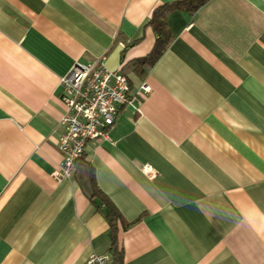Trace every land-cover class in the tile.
Returning <instances> with one entry per match:
<instances>
[{"label": "crops", "instance_id": "0c3cea01", "mask_svg": "<svg viewBox=\"0 0 264 264\" xmlns=\"http://www.w3.org/2000/svg\"><path fill=\"white\" fill-rule=\"evenodd\" d=\"M174 1L0 0V264H264V0L171 11L144 68ZM95 62L150 92L57 181L59 81Z\"/></svg>", "mask_w": 264, "mask_h": 264}, {"label": "built area", "instance_id": "2783aa9c", "mask_svg": "<svg viewBox=\"0 0 264 264\" xmlns=\"http://www.w3.org/2000/svg\"><path fill=\"white\" fill-rule=\"evenodd\" d=\"M60 100L64 113L59 119L57 150L61 160L51 172L54 180L69 178L86 146L99 139L109 140L107 132L113 126L121 107H135L150 92L144 81L130 93L129 81L120 70H108L101 62L75 64L60 78ZM142 172L150 177L148 166ZM84 264H111L109 255L92 253Z\"/></svg>", "mask_w": 264, "mask_h": 264}, {"label": "trees", "instance_id": "16d2710c", "mask_svg": "<svg viewBox=\"0 0 264 264\" xmlns=\"http://www.w3.org/2000/svg\"><path fill=\"white\" fill-rule=\"evenodd\" d=\"M206 1L208 0H177L157 6L153 10L148 22L154 31L155 42L150 52L145 57L137 60L136 62L139 65H142L144 68L150 67L166 50L172 39V35L166 25V17L168 13L173 10H183L188 13H194ZM104 205L106 206V210L104 211L105 217L108 220L111 228H113L114 221L116 218H118V213L113 207L109 206L106 201H104ZM111 264H121L120 255L117 249L113 250Z\"/></svg>", "mask_w": 264, "mask_h": 264}]
</instances>
